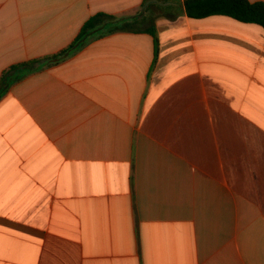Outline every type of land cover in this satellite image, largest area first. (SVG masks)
<instances>
[{"label":"crops","instance_id":"0c3cea01","mask_svg":"<svg viewBox=\"0 0 264 264\" xmlns=\"http://www.w3.org/2000/svg\"><path fill=\"white\" fill-rule=\"evenodd\" d=\"M144 2L0 0V77ZM183 2L0 99V264H264V28Z\"/></svg>","mask_w":264,"mask_h":264},{"label":"trees","instance_id":"16d2710c","mask_svg":"<svg viewBox=\"0 0 264 264\" xmlns=\"http://www.w3.org/2000/svg\"><path fill=\"white\" fill-rule=\"evenodd\" d=\"M162 0H145L143 11L132 17H119L106 12L91 16L82 26L75 40L60 52L32 60L13 64L0 77V99L16 83L27 76L65 61L72 54L93 40L117 32H148L156 36L154 20L164 6ZM185 13L194 19L213 15L231 17L244 23L258 24L264 28V2L249 0H184Z\"/></svg>","mask_w":264,"mask_h":264},{"label":"water","instance_id":"95a60500","mask_svg":"<svg viewBox=\"0 0 264 264\" xmlns=\"http://www.w3.org/2000/svg\"><path fill=\"white\" fill-rule=\"evenodd\" d=\"M163 5H169V3H165V4H163Z\"/></svg>","mask_w":264,"mask_h":264}]
</instances>
